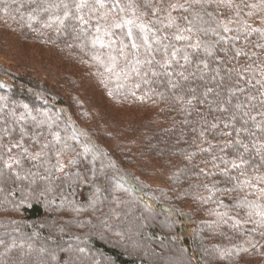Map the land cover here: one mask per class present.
<instances>
[{"label":"trees","instance_id":"1","mask_svg":"<svg viewBox=\"0 0 264 264\" xmlns=\"http://www.w3.org/2000/svg\"><path fill=\"white\" fill-rule=\"evenodd\" d=\"M80 2L0 0V264H264V0Z\"/></svg>","mask_w":264,"mask_h":264},{"label":"snow or ice","instance_id":"2","mask_svg":"<svg viewBox=\"0 0 264 264\" xmlns=\"http://www.w3.org/2000/svg\"><path fill=\"white\" fill-rule=\"evenodd\" d=\"M86 3H87V0H81V2L77 5V8L84 7L86 5ZM101 6H103V5L101 4ZM67 15H68V13H65V18L67 17ZM60 22L63 23V20H61ZM125 23L130 25V24H133L134 21L128 20ZM117 27H119V25H117ZM139 27L143 28V25H140ZM97 30L99 31V29H97ZM177 39H180V37H177ZM133 47H135V45H133ZM252 119H254V117H252ZM237 143H239V141H237ZM233 166L234 167H239V165H237L235 163L233 164ZM262 179H264V178H262Z\"/></svg>","mask_w":264,"mask_h":264}]
</instances>
